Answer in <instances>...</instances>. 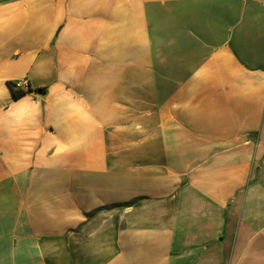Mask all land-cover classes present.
I'll return each mask as SVG.
<instances>
[{
    "label": "crops",
    "instance_id": "0c3cea01",
    "mask_svg": "<svg viewBox=\"0 0 264 264\" xmlns=\"http://www.w3.org/2000/svg\"><path fill=\"white\" fill-rule=\"evenodd\" d=\"M0 264H264V0H0Z\"/></svg>",
    "mask_w": 264,
    "mask_h": 264
},
{
    "label": "trees",
    "instance_id": "16d2710c",
    "mask_svg": "<svg viewBox=\"0 0 264 264\" xmlns=\"http://www.w3.org/2000/svg\"><path fill=\"white\" fill-rule=\"evenodd\" d=\"M10 87L13 91V95L15 99H19L25 94V91L15 89L14 84H10Z\"/></svg>",
    "mask_w": 264,
    "mask_h": 264
},
{
    "label": "built area",
    "instance_id": "2783aa9c",
    "mask_svg": "<svg viewBox=\"0 0 264 264\" xmlns=\"http://www.w3.org/2000/svg\"><path fill=\"white\" fill-rule=\"evenodd\" d=\"M27 80H21L14 84L15 89L24 91V88L27 86Z\"/></svg>",
    "mask_w": 264,
    "mask_h": 264
}]
</instances>
